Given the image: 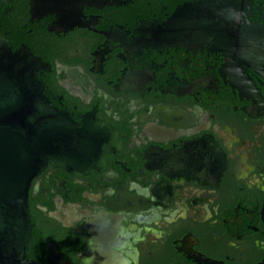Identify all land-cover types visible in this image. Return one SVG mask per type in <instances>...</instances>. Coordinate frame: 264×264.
<instances>
[{
	"label": "flooded vegetation",
	"instance_id": "1",
	"mask_svg": "<svg viewBox=\"0 0 264 264\" xmlns=\"http://www.w3.org/2000/svg\"><path fill=\"white\" fill-rule=\"evenodd\" d=\"M30 3H2L10 42L54 106L119 143L88 176L32 178L31 229L69 264H264V0Z\"/></svg>",
	"mask_w": 264,
	"mask_h": 264
},
{
	"label": "water",
	"instance_id": "2",
	"mask_svg": "<svg viewBox=\"0 0 264 264\" xmlns=\"http://www.w3.org/2000/svg\"><path fill=\"white\" fill-rule=\"evenodd\" d=\"M0 0V264H69L31 229L28 190L46 165L88 176L119 150L109 126L78 121L54 106L42 82L40 61L10 42ZM120 0H31L43 15ZM180 11L179 13H181ZM62 14V13H61ZM176 23L170 19L168 25ZM182 23V22H180ZM204 38L210 28H164L165 39ZM264 231V195L259 208Z\"/></svg>",
	"mask_w": 264,
	"mask_h": 264
}]
</instances>
